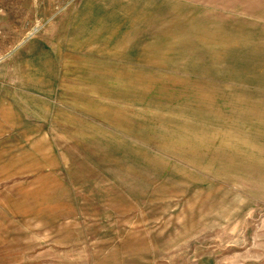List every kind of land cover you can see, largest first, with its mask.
Returning <instances> with one entry per match:
<instances>
[{"label":"rangeland","instance_id":"374dc122","mask_svg":"<svg viewBox=\"0 0 264 264\" xmlns=\"http://www.w3.org/2000/svg\"><path fill=\"white\" fill-rule=\"evenodd\" d=\"M235 6L0 0V264H264Z\"/></svg>","mask_w":264,"mask_h":264},{"label":"crops","instance_id":"0c3cea01","mask_svg":"<svg viewBox=\"0 0 264 264\" xmlns=\"http://www.w3.org/2000/svg\"><path fill=\"white\" fill-rule=\"evenodd\" d=\"M244 12L241 35L230 45L227 100L233 107L263 105L264 101V0H227L229 10Z\"/></svg>","mask_w":264,"mask_h":264}]
</instances>
